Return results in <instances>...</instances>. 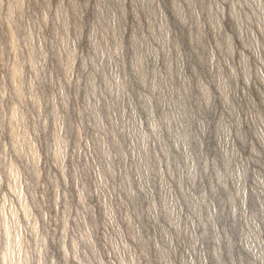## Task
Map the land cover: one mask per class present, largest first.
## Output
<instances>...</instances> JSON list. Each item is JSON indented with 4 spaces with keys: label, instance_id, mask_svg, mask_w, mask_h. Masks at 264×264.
Returning a JSON list of instances; mask_svg holds the SVG:
<instances>
[{
    "label": "rangeland",
    "instance_id": "1",
    "mask_svg": "<svg viewBox=\"0 0 264 264\" xmlns=\"http://www.w3.org/2000/svg\"><path fill=\"white\" fill-rule=\"evenodd\" d=\"M0 264H264V0H0Z\"/></svg>",
    "mask_w": 264,
    "mask_h": 264
},
{
    "label": "bare ground",
    "instance_id": "2",
    "mask_svg": "<svg viewBox=\"0 0 264 264\" xmlns=\"http://www.w3.org/2000/svg\"><path fill=\"white\" fill-rule=\"evenodd\" d=\"M12 180H13V187H14V189L16 190V192L20 196L22 202L24 203V201L22 199V196H21V190H20L19 184L17 182V177H16L15 172L12 173Z\"/></svg>",
    "mask_w": 264,
    "mask_h": 264
}]
</instances>
